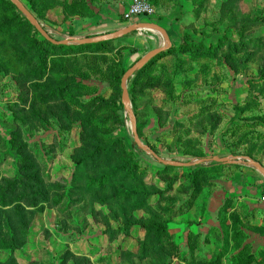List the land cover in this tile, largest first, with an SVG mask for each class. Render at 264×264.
<instances>
[{"label":"rangeland","instance_id":"1","mask_svg":"<svg viewBox=\"0 0 264 264\" xmlns=\"http://www.w3.org/2000/svg\"><path fill=\"white\" fill-rule=\"evenodd\" d=\"M21 1L55 41L79 38L106 3ZM148 1L153 20L182 18L175 51L127 83L141 144L185 163L219 136L235 156L264 150V0ZM141 35L55 47L0 0V264H264L246 233L261 220L264 236V213L248 202L225 198L205 226L224 172L164 166L135 143L121 80L167 45Z\"/></svg>","mask_w":264,"mask_h":264},{"label":"crops","instance_id":"2","mask_svg":"<svg viewBox=\"0 0 264 264\" xmlns=\"http://www.w3.org/2000/svg\"><path fill=\"white\" fill-rule=\"evenodd\" d=\"M105 5H102V10L100 14L96 15L92 20V25L88 26L86 29H81L79 31L82 34L79 38H93L106 33L111 30L119 29L115 23L114 19L117 16L125 12L128 5L132 0H105ZM155 17V16H152ZM143 17L135 19L132 23H124L119 25V27H126L127 25L139 24V23H159L169 35L173 46L176 45L175 40L178 38L180 19L182 18L179 9L173 10L172 13L166 14L162 20H153L158 18ZM86 19V18H85ZM145 19H149L146 21ZM151 19V20H150ZM156 21V22H155ZM115 26V27H114ZM141 36V37H140ZM124 38V37H123ZM141 38V39H140ZM125 39V38H124ZM126 40V39H125ZM128 41L137 42L135 44H143V42L148 43L145 39H142L141 31L134 33ZM163 47V46H162ZM161 48V47H160ZM214 146L208 149L207 157H219V158H230L234 157H246L253 161L260 163L264 167V150L243 152L241 155L235 156L236 152L234 148H226L223 143L222 137L215 138ZM211 163H206L204 166H208ZM214 164V163H212ZM211 166V165H210ZM218 172H224V177L221 180L215 182L216 191L215 194L210 199L209 209L204 217V222L207 223L205 226L211 227L217 222V215L215 216L213 208L219 206L225 198H238L241 201H246L249 203V208L258 209L264 213V176L260 171L250 165H228L222 164L215 166ZM261 220L252 223L253 231H246L248 233V238L250 239V244H253L255 251L264 250V236L261 235L260 224ZM257 229V230H256ZM250 235V237H249Z\"/></svg>","mask_w":264,"mask_h":264},{"label":"water","instance_id":"3","mask_svg":"<svg viewBox=\"0 0 264 264\" xmlns=\"http://www.w3.org/2000/svg\"><path fill=\"white\" fill-rule=\"evenodd\" d=\"M13 5L17 8V10L26 17V19L32 24V26L38 31L47 41L50 43L57 45V46H68V45H97L100 43H108L115 39L122 38L124 36H127L129 34L135 33L137 31L142 30H150V31H159L162 33L164 38L167 41V45L152 50L149 53H147L143 58H141L137 63H135L129 70L126 71L124 74L122 80H121V88L123 91V98H124V107L126 111H128L132 115L133 119V134H134V140L135 143L142 149L146 151H150L147 147L143 146L139 140L138 134H137V124H136V118L132 114V111L128 107V103L130 101V95L127 89V83L130 80L132 76H134L137 72H139L144 66H146L151 60L157 58L161 54L168 52L170 49H172L173 44L172 41L169 38L168 33L166 30L161 27L160 25L156 23H139V24H133L129 27H126L122 30H117L112 33L103 34L97 37L93 38H68L63 41H55L53 38L50 37L48 32L42 27V25L39 23L37 18L34 16V14L24 5V3L21 0H11ZM150 153L157 159V161L164 166L168 167H176V168H193L196 166H200L206 163H215L216 165H222V164H244V165H250L256 168L262 175L264 176V167L249 158L246 157H234L231 156L230 158H219V157H212V158H203L199 159L194 162H179V161H168L160 158L158 155H156L154 152L150 151Z\"/></svg>","mask_w":264,"mask_h":264},{"label":"built area","instance_id":"4","mask_svg":"<svg viewBox=\"0 0 264 264\" xmlns=\"http://www.w3.org/2000/svg\"><path fill=\"white\" fill-rule=\"evenodd\" d=\"M155 12L156 9L148 0H132L125 12L122 14V18L125 23L130 24L138 18L152 17Z\"/></svg>","mask_w":264,"mask_h":264},{"label":"trees","instance_id":"5","mask_svg":"<svg viewBox=\"0 0 264 264\" xmlns=\"http://www.w3.org/2000/svg\"><path fill=\"white\" fill-rule=\"evenodd\" d=\"M15 7V6H14ZM16 8V7H15ZM123 19V18H122ZM38 32V31H37ZM70 33H71V35H74L75 34V30L73 31H70ZM185 36V38H187L188 37V35H184ZM184 38V37H183ZM48 43H50L49 41H47ZM109 43V42H108ZM52 46L54 45V44H52V43H50ZM103 44H106V43H100V44H97V45H81V46H77L75 49H77V50H79V51H81V52H85V51H90V50H93V48H95V47H97V46H101V45H103ZM185 44V43H184ZM183 44V42H182V44L178 47L179 49H187V45H188V42L186 43V45H184ZM55 47H65V46H57V45H54ZM175 47L176 46H173L172 47V49H170L168 52L169 53H172V52H174L175 50ZM72 49V48H71ZM94 51V50H93ZM169 53H167V52H165V53H163V54H161L160 56H163V55H165V54H169ZM201 166V165H200ZM208 169V170H210V169H212V170H214V168H216V167H214V166H210V167H195L194 169H198V170H201V169ZM204 172V171H203Z\"/></svg>","mask_w":264,"mask_h":264}]
</instances>
